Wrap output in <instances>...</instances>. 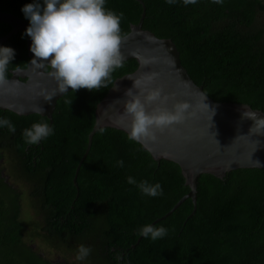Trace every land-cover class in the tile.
<instances>
[{
  "label": "trees",
  "instance_id": "obj_1",
  "mask_svg": "<svg viewBox=\"0 0 264 264\" xmlns=\"http://www.w3.org/2000/svg\"><path fill=\"white\" fill-rule=\"evenodd\" d=\"M34 2L0 0V12L29 23L21 9ZM39 2L43 6V0ZM140 3L145 9L142 29L175 44L183 68L208 97L264 113V25L258 23L264 0H222L220 4L197 0L188 5L183 0L173 4L105 0L106 10L123 13L122 36L139 22ZM10 30L0 23V38ZM0 47L15 51L6 78L11 71L26 67L21 33ZM136 68V61L128 60L111 73L107 87L65 93L52 113V134L36 145L25 144L23 131L35 123L49 125L46 118L0 111V119H9L16 128L11 133L2 127L0 158L7 156L10 168H19L17 174L24 175L29 184L30 197L43 217L41 229L47 235L42 236L75 256L80 245L89 247L86 264H264V169L232 171L222 180L201 175L194 215L188 219L193 206L186 200L154 225L167 229V235L155 241L139 235L140 230L168 213L189 192L177 165L156 163L124 132L102 128L94 134L79 169L77 189L73 186L75 169L94 126L96 105L115 80ZM128 177L137 183L129 184ZM141 181L159 183L163 195L143 194L137 186ZM20 216V194L0 178V264H50L25 243ZM107 255L109 261L104 259Z\"/></svg>",
  "mask_w": 264,
  "mask_h": 264
},
{
  "label": "water",
  "instance_id": "obj_2",
  "mask_svg": "<svg viewBox=\"0 0 264 264\" xmlns=\"http://www.w3.org/2000/svg\"><path fill=\"white\" fill-rule=\"evenodd\" d=\"M140 1V0H138ZM139 22L130 25L129 33L121 45L122 54L128 60H135L137 68L133 73L114 81L105 97L96 105L94 126L88 135L86 150L80 159L73 178L90 150L94 134L102 128H111L129 135L131 118L125 114V103L133 95L144 93L143 88H134V81L151 73L157 78L150 88H160L169 97L166 105L170 111L177 102H187L189 111L194 113L182 124L174 125L173 131L156 132L157 140L139 145L156 163L167 161L177 165L189 192L174 207L152 225L165 220L186 200L193 206L191 218L196 211L198 179L201 175H211L222 180L226 174L241 169H264V128H259L256 120L264 118V113L244 104L218 103L208 97L203 88L197 86L183 68L179 52L170 39H159L142 29L145 9ZM0 23L10 26V32L0 38V46L10 37L21 33L25 38L28 63L23 69L10 72L9 83L0 88V111H9L17 116L39 115L52 124V113L56 102L65 94L59 91L57 81L50 75L52 69L46 62L31 64L35 58L30 51L31 38L24 35L29 23L8 13L0 12ZM148 60L149 63L144 61ZM131 78V79H129ZM72 89H68V92ZM67 93V92H66ZM147 94L146 92L144 93ZM143 95L141 100H143ZM40 105L44 112L38 114L31 109ZM23 107L25 111L19 112ZM157 104L146 106L151 112ZM219 144L217 143V141Z\"/></svg>",
  "mask_w": 264,
  "mask_h": 264
},
{
  "label": "clouds",
  "instance_id": "obj_3",
  "mask_svg": "<svg viewBox=\"0 0 264 264\" xmlns=\"http://www.w3.org/2000/svg\"><path fill=\"white\" fill-rule=\"evenodd\" d=\"M175 0H167L173 4ZM185 5L195 4L197 0H183ZM220 4L222 0H213ZM105 0H43V6L37 2L26 4L22 9L24 17L29 20V27L24 35L31 38L30 51L34 55L31 64L46 62L52 69L50 75L57 81L62 93L72 89H100L111 82V73L122 67L126 59L122 54L121 45L125 36L121 35L120 21L123 13L116 15L104 7ZM15 57L14 49L0 47V88L9 83L6 72L10 62ZM146 64L150 61L145 60ZM157 78L151 73L134 81V88H143L144 93L133 95L129 90L126 95L131 97L125 103V114L131 118L128 139L141 144L157 140L156 132L173 131L174 125L182 124L194 113L190 112L187 102H177L170 111L166 105L169 97L163 95L160 88H150L149 85ZM131 79V78H129ZM143 95V100L141 96ZM157 104L151 112L146 106ZM32 111L42 114L44 109L35 105ZM25 109L21 106L19 112ZM259 128H264V118L256 120ZM0 127H6L15 133L16 128L7 118L0 119ZM53 128L48 123H35L31 128L23 131L25 144L36 145L48 137ZM217 141V140H216ZM219 144V142L217 141ZM122 167L123 161H118ZM129 184H136V180L128 177ZM140 191L151 197L163 195L159 183L154 185L141 181ZM144 238L153 241L167 235V229L152 224L145 225L139 232ZM91 249L80 245L77 260H84ZM119 255L117 259H119Z\"/></svg>",
  "mask_w": 264,
  "mask_h": 264
},
{
  "label": "rangeland",
  "instance_id": "obj_4",
  "mask_svg": "<svg viewBox=\"0 0 264 264\" xmlns=\"http://www.w3.org/2000/svg\"><path fill=\"white\" fill-rule=\"evenodd\" d=\"M258 23L264 25V15L258 16ZM10 162L7 156L3 158V162L0 165L1 172L5 170L4 172L7 174L6 171H10ZM15 180L16 179L13 181L10 180L8 183L12 185V187H15L14 189L20 194V218L25 224V243L33 249L37 255L48 261L66 262L67 264H86L83 260H77L72 252H68L64 248L57 249L45 240V236H42L44 234L41 229L43 226V217L36 211L35 201L30 197L31 188L29 184L20 178L17 181ZM35 233L39 235H35Z\"/></svg>",
  "mask_w": 264,
  "mask_h": 264
},
{
  "label": "flooded vegetation",
  "instance_id": "obj_5",
  "mask_svg": "<svg viewBox=\"0 0 264 264\" xmlns=\"http://www.w3.org/2000/svg\"><path fill=\"white\" fill-rule=\"evenodd\" d=\"M259 15H264V13H262V14H259ZM3 130H2V127H0V132H2ZM0 155H2L3 156V149L2 148H0ZM2 162H3V157L2 158H0V165L2 164ZM17 170L19 171V168L17 169V168H11L10 169V171L8 172V171H6L7 172V174L4 172L5 170H2V172H1V170H0V178L1 179H3V182L6 184V185H8L9 187H11L12 189H14L15 187H12V185H10L8 182H10V180H14V179H16L15 181H17L19 178L21 179V180H25V177H24V175L23 176H20L19 175V173L17 174ZM6 174V175H5ZM4 176H6V177H4ZM26 181V180H25ZM42 233L46 236L47 234L44 232V231H42ZM98 243H102L101 241H99ZM105 248H106V250H107V247L106 246H104ZM32 251H33V249H32ZM112 251H113V249H112ZM107 258H104L105 260L107 259V261H109L110 259H108L110 256L109 255H107L106 256ZM42 258V257H41ZM44 259V258H43ZM46 260V259H45ZM48 261V260H47ZM50 264H67L66 262H57V261H48Z\"/></svg>",
  "mask_w": 264,
  "mask_h": 264
}]
</instances>
